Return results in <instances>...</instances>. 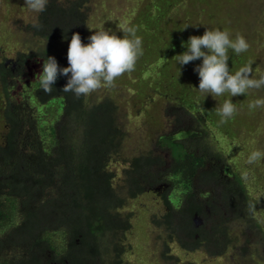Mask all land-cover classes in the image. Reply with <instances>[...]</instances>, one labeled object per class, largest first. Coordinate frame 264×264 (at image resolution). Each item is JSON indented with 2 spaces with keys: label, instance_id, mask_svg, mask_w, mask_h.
<instances>
[{
  "label": "trees",
  "instance_id": "trees-1",
  "mask_svg": "<svg viewBox=\"0 0 264 264\" xmlns=\"http://www.w3.org/2000/svg\"><path fill=\"white\" fill-rule=\"evenodd\" d=\"M84 2L69 0L62 6L59 0H49L46 11L37 15L42 28L29 25L32 33L49 41V47L0 60V264H106L111 251L119 254L122 238L131 227L132 212L121 209L128 199L152 188L157 190L153 194L159 195L162 211L151 213L147 220L158 229L160 255L177 259L169 254L172 242L185 252L202 248L212 253L213 248L222 253L237 248L239 236L231 222H251L249 202L240 176L227 165L230 158L221 143L239 137L237 132L245 126L241 122L251 117L239 112L238 103L247 98L243 94L219 97L216 105L194 89L188 67L195 68L201 59L183 66L181 77L169 73L162 80V92L174 102L176 114H188L192 124H178V131L159 135L154 149L122 157L120 181L109 170L112 161L119 160L126 138L124 116L114 97L77 99L62 91L67 82L64 76L57 79L51 95L40 89L36 76L29 75L20 86L27 57L53 56L60 67L68 66L67 55L51 50L50 42L83 33ZM137 35L142 38L143 55L136 64L160 51L158 40L146 41L140 28ZM187 40L174 36L171 46L161 50L163 79L164 67L178 66L174 56L186 51L182 42ZM160 44L159 48L164 47ZM229 58L231 73L245 65ZM144 81L136 82L134 101L143 100L148 86ZM172 84L178 89L173 90ZM30 97L42 106L31 105ZM226 99L236 104L237 112L221 125L216 109ZM11 226L16 235L8 232ZM55 236L59 239L54 240ZM11 239L13 250L17 245L19 252L11 247L6 252Z\"/></svg>",
  "mask_w": 264,
  "mask_h": 264
},
{
  "label": "rangeland",
  "instance_id": "rangeland-1",
  "mask_svg": "<svg viewBox=\"0 0 264 264\" xmlns=\"http://www.w3.org/2000/svg\"><path fill=\"white\" fill-rule=\"evenodd\" d=\"M68 1L59 0L62 6ZM157 7L165 12H160ZM83 11L86 13L84 31L82 30L83 33L80 34L83 44H87L88 37L101 29L112 33L120 32L122 38L121 29L127 24L136 27L137 31L140 28L146 41L151 43L152 40H158L164 45L159 48L161 44L158 43L156 47L160 51H157L155 56L148 54V58L143 63L138 62L134 71L125 73L121 80L115 81V87H101L87 95L93 101L102 95L114 97L124 116L126 138L119 151L120 156L117 157L119 160L112 161L109 166V170L116 173V181H120L122 174L124 166L122 157L128 158L138 152L154 149L159 135L178 131L180 128L178 124L183 126L192 124L188 114L183 112L176 114L174 102L169 101L162 92V80H166L169 73L170 76L176 74L178 76L179 65L177 67L175 65V68L170 70L164 67L166 72L163 75L164 79L160 75V63L163 62L160 57L161 50L170 45L172 37L202 36L206 27L228 30L232 38L239 33L250 47L240 55L229 50V56L236 57L245 64L253 60L252 78L259 79L264 75V0H86V3H83ZM37 15L38 13L29 11L25 7L24 0H0V60L13 59L18 53H40L42 48L49 47L48 40L32 33L29 28V25L36 22ZM187 25L189 26L184 28ZM177 28H180L178 34ZM69 41L67 39L52 40L51 50L67 55ZM26 61L28 66L22 73L23 79L19 82L20 86L27 82L26 77L29 75L38 77L37 75L42 71L43 60L40 59L39 54L36 58L27 57ZM196 65L198 63H195ZM193 69L188 67L192 83L195 84L194 88L198 89L199 77ZM230 71L234 70L230 68ZM142 78L146 80L144 82L148 86L142 95L143 100L137 98L134 101L135 89L138 87L136 82ZM10 81H15V78ZM164 84L167 85V82L165 81ZM20 88L22 90V87ZM171 88L178 89L173 84ZM200 94L203 96L202 93ZM227 95L229 94L225 93L222 96L227 97ZM222 96L215 97V101L209 94L205 100L218 105L219 97ZM243 96L247 98L243 100L244 102L238 103L239 112L243 111L251 118L243 120L241 123L245 125L244 128L234 132V134L239 133V137L221 143L222 149L230 158L227 165L240 176L243 182L249 202L248 216L250 223H254L253 226L249 225L250 223L245 224V219L231 222L233 233L239 236L238 241L235 242L237 248H228L222 253H215L213 248H210L212 253L202 248L185 252L172 242L169 243L171 247L169 254L176 256L177 259H169L165 254V256L160 255L161 247L156 239L158 229L147 220V216L151 213L159 212L160 214L162 211L159 195L153 194L157 190L152 188V193L146 192L128 199L126 206L121 209L122 212H132L131 227L122 238L119 254L116 255L111 251L112 253L109 254L111 258L107 259L106 264H264V159L251 165L247 163L251 152L256 150L264 152V108L254 110L248 108L250 102L264 98V87L250 89ZM239 98L241 99V96ZM30 99L31 105L42 106V103H38L31 97ZM47 100L45 99L44 102ZM33 102H36V105ZM53 107L54 105L48 110ZM114 184H116L115 181ZM15 220L18 221V219ZM7 230L16 233L13 226L8 227ZM12 235L9 237L12 238ZM58 239L59 237L55 236L54 240ZM8 241L7 253L10 252L9 247L12 251H20L17 245L13 250L12 239Z\"/></svg>",
  "mask_w": 264,
  "mask_h": 264
},
{
  "label": "clouds",
  "instance_id": "clouds-1",
  "mask_svg": "<svg viewBox=\"0 0 264 264\" xmlns=\"http://www.w3.org/2000/svg\"><path fill=\"white\" fill-rule=\"evenodd\" d=\"M48 3L49 0H24L25 7L35 13L46 11ZM32 27L39 30L42 25L37 20ZM121 31L122 38L109 30L95 31L88 37L87 44L82 43L79 33H73L67 49V67H60L53 56L43 59L42 71L37 75L40 89L51 95L54 91L53 85L60 76L67 77L62 91L72 93L77 99L101 87H115L116 79L134 71L137 60L143 55L142 38L137 35L136 27L126 24ZM182 47L186 48V51L174 56L176 64L179 65L178 77L183 66L202 59V63L193 71L199 77L198 89H194L202 93L204 98L209 94L214 99L225 93L230 97L245 95L250 89L264 87V75L259 79L252 78L253 60H249L234 73L230 72L227 63L230 59L229 50L240 55L250 47L239 33L232 38L228 30L206 27L202 36H189L186 43L182 42ZM248 108H264V98L250 102ZM216 112L221 117L219 123L223 125L234 117L237 107L230 99H226ZM262 159L264 152L256 150L248 156L247 163L251 165Z\"/></svg>",
  "mask_w": 264,
  "mask_h": 264
},
{
  "label": "flooded vegetation",
  "instance_id": "flooded-vegetation-1",
  "mask_svg": "<svg viewBox=\"0 0 264 264\" xmlns=\"http://www.w3.org/2000/svg\"><path fill=\"white\" fill-rule=\"evenodd\" d=\"M10 262H11V261H10ZM10 262H9V264H11ZM33 264H34V263H33Z\"/></svg>",
  "mask_w": 264,
  "mask_h": 264
}]
</instances>
